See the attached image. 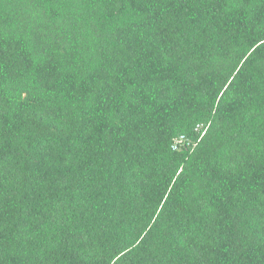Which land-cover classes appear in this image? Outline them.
I'll return each mask as SVG.
<instances>
[{
    "label": "trees",
    "instance_id": "obj_1",
    "mask_svg": "<svg viewBox=\"0 0 264 264\" xmlns=\"http://www.w3.org/2000/svg\"><path fill=\"white\" fill-rule=\"evenodd\" d=\"M0 264H264V0H0Z\"/></svg>",
    "mask_w": 264,
    "mask_h": 264
},
{
    "label": "built area",
    "instance_id": "obj_2",
    "mask_svg": "<svg viewBox=\"0 0 264 264\" xmlns=\"http://www.w3.org/2000/svg\"><path fill=\"white\" fill-rule=\"evenodd\" d=\"M180 144H182V145L184 144V138L183 137H180V138H178V139H176L174 141L173 149H176L177 148V145H180Z\"/></svg>",
    "mask_w": 264,
    "mask_h": 264
}]
</instances>
